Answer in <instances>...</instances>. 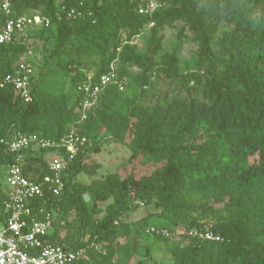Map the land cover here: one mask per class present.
I'll use <instances>...</instances> for the list:
<instances>
[{
	"label": "trees",
	"instance_id": "1",
	"mask_svg": "<svg viewBox=\"0 0 264 264\" xmlns=\"http://www.w3.org/2000/svg\"><path fill=\"white\" fill-rule=\"evenodd\" d=\"M157 1L159 7L147 14L140 12V0H62L59 3L57 0H11L15 16L25 15L26 8L38 2L44 4L43 16L50 24L85 23L69 38L70 45L85 57L84 60L70 57L72 48L64 49L66 55H60L58 62L42 76L32 75L31 99L25 101L5 78L32 46L20 41L0 44V165L6 171L15 162L8 140L20 132L53 140L73 132L77 151L69 163L64 192L60 196L50 195L60 206L59 218L64 222L56 225L52 240L70 248H86V253L71 264H135L132 262L138 256H150V244L144 243L128 227L125 232L114 233L118 221L137 199H142L144 205L155 204L161 209L160 215L175 224L191 211L212 208L215 204L228 214L227 220L209 228L185 223L189 230L196 226V231L210 230L220 235L221 240H205L195 234L190 238L181 236L171 245L175 255L172 264H264V64L262 68L252 64H241L236 70L226 67L207 82L206 126L204 133L190 142L184 141V126L171 136L162 134L168 125L180 121V116L174 113L166 112L149 123L137 121L139 117L146 120L151 114L144 98L153 83L146 73L135 79L140 91L122 95L125 80L132 77L128 68L145 67L148 53L157 54L163 42L161 32L166 26L185 20L199 41L202 60L218 62L226 50L248 54L251 61L256 55L264 57V21L255 23L242 11L244 15L239 23L245 35L240 38L227 32L213 42L210 36L213 23L207 21L219 20L217 1L203 7L195 0ZM258 1L264 4V0ZM72 10L74 14H70ZM6 19L0 10V30ZM152 23L145 50L140 51L133 38ZM214 43L219 44L217 51L212 49ZM182 44V40L175 44L171 59L177 57ZM112 65L123 88L112 83L101 94L95 107H100L95 111L102 120L100 126L92 132L96 113H91L85 120H75L71 127L69 122L80 115L82 94L78 87L88 82L91 72L96 82L111 71ZM158 69L166 70L165 67ZM67 84L70 85L68 98L78 111L74 107L69 111L61 107L51 109L49 105L53 102L48 103V99L57 93V87L61 92ZM104 127L114 130L118 141L128 143L132 149L130 161L139 159L143 166L156 165V168L142 175L134 171L124 176L120 172L110 174L90 183L79 179L83 173L96 174L98 166H90L85 160L88 155L99 152L104 144L103 140L91 144V132L95 135L92 138L98 137ZM53 154V149H29L25 153L26 175L39 180L49 174V158ZM252 157L253 164L243 161ZM201 185L228 187L216 192L213 202L197 204L187 192ZM86 193L96 203L110 197L116 203L107 207L103 217L97 218L94 213L102 209L96 204L90 209L84 200ZM6 198L4 174L0 185V218L4 216ZM147 217L137 220L135 225H143ZM165 239L164 233L154 236L155 242ZM142 264L149 263L146 260Z\"/></svg>",
	"mask_w": 264,
	"mask_h": 264
},
{
	"label": "rangeland",
	"instance_id": "2",
	"mask_svg": "<svg viewBox=\"0 0 264 264\" xmlns=\"http://www.w3.org/2000/svg\"><path fill=\"white\" fill-rule=\"evenodd\" d=\"M62 0H57L59 3ZM157 1V0H156ZM200 7L211 4L214 1L218 2L217 15L219 20H208L207 23L212 22V41L221 39L225 33L233 32L238 37H243L245 32L239 20L245 14L248 19L254 20L255 23H262L264 21V4L258 0H195ZM244 14H243V12ZM44 4L34 3L25 10V15H44ZM263 24V23H262ZM85 23L74 21H66L64 23L56 22L44 26H34L29 29L28 43L32 46V53L30 54L31 64L33 66V74L35 78L42 76L50 66L58 62L57 58L60 55H66L63 52L66 48H72V55L70 57H77L84 60V54L78 52L75 47L69 43V38L73 37L79 32V28L83 27ZM153 23L150 26L143 28L141 33L133 38L140 51H144L146 45V38L151 33ZM161 34L163 35V42L160 45L157 54H149L147 65H135L129 67L132 77H127L125 80V90L122 92L123 96L134 95L140 91V86L135 83L141 74L146 73L149 80L153 83L152 89H147L144 98V103L150 106L151 114L148 119L143 120L138 118V122L149 123L156 120L166 112L174 113L180 116V121L175 124L168 125L162 134H169L171 136L175 130L183 128L186 130L185 142H190L199 134L204 133V125L207 122L206 104L209 106L204 90L207 82L212 79L223 68L228 67L230 70H236L241 64H252L257 68H262L264 64V57L256 55L250 61L249 55L245 53H238L236 51L230 52L224 50V56L220 57L218 62L212 60H202L199 41L196 38L188 23L185 20H178L171 26H166ZM182 40V48L176 58L171 59V53L175 44ZM212 49L217 51L219 44H213ZM68 56V55H67ZM165 67L166 70H159L158 68ZM149 68V69H146ZM92 73V72H91ZM55 80L57 78L55 77ZM145 85L144 87H147ZM60 87H57V93L48 99V103L53 102L51 109L58 110L59 107L67 108L64 111L72 109L73 103L68 98L70 85L67 84L64 90L59 92ZM74 111L78 108L74 107ZM100 109L92 108L87 118L91 113ZM82 115L81 109H79ZM74 113V112H73ZM79 115V116H80ZM73 117L69 122L70 126H74V121H81V117ZM86 118V119H87ZM85 120V119H84ZM101 118L97 113L95 114V124L92 132L96 130L101 124ZM91 132L89 141L98 142L103 140L99 152L92 153L87 156L86 162L90 166L97 165V171L94 175L81 174L79 179L90 183L95 179H105L106 176L115 173H121L123 176L132 171L142 174L151 173L156 165L145 167L139 159L130 161L132 156V149L127 142H120L115 138V131L109 127L100 129L98 137L92 138L94 133ZM171 134V135H170ZM95 136V135H94ZM205 139V138H204ZM203 139V140H204ZM243 161L248 165L255 163V158H244ZM4 167L0 165V185L4 179ZM228 186H210L201 185L195 187L187 192V196L193 198L197 204H204L213 202L214 194ZM84 200L92 209L95 204L102 209L100 212H95L94 216L101 218L106 214L107 207L116 203L114 197H110L106 201L96 203L90 193L84 195ZM142 199H137L131 203V210L124 214L117 223L114 233L126 231L127 227L133 234H138L144 243H149L151 247V255L138 256L134 262L135 264H142L148 261L149 264H172L174 261V252L171 249L173 241L179 239L181 236L190 238L195 234L197 226L192 229H187L184 224L193 222L199 224V227L209 228L212 224L222 222L228 219V214L222 209V206L213 205L212 208L198 209L191 211L184 219L179 218V224L168 221L160 215V208L155 204L141 205ZM139 204L141 207L135 209L134 206ZM149 216V217H147ZM147 217L143 225H135L134 222ZM165 231V232H164ZM158 233H164L166 239L163 241H154V236ZM168 233V234H167Z\"/></svg>",
	"mask_w": 264,
	"mask_h": 264
},
{
	"label": "built area",
	"instance_id": "3",
	"mask_svg": "<svg viewBox=\"0 0 264 264\" xmlns=\"http://www.w3.org/2000/svg\"><path fill=\"white\" fill-rule=\"evenodd\" d=\"M140 1L141 13L151 14L160 5L156 0ZM0 10L7 17L0 30V44L20 41L29 47V29L50 24V20L40 14L15 16L11 0H0ZM74 13L75 10L70 12ZM31 53V48L25 51L13 72L5 78V82L12 84L25 101L31 99L32 92ZM88 78V82L78 87L82 94L81 120L86 119L89 111L98 106L101 94L110 84H119L123 88L114 65L96 82L92 80L93 73ZM8 147L15 155V162L5 171L7 198L3 202L4 216L0 218V264L73 263L86 253V248H70L52 240L56 225H63L64 222L59 218L60 206L50 199L51 194L60 196L64 192L69 163L77 151L73 132L59 140L20 132L8 140ZM29 149L54 151L49 158V174L39 180L25 173V153ZM140 204L144 205V202L140 201ZM195 235L205 240H221L220 235L210 230L196 231Z\"/></svg>",
	"mask_w": 264,
	"mask_h": 264
}]
</instances>
